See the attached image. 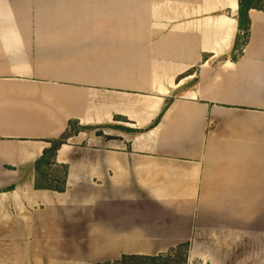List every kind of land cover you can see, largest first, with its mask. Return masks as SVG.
Returning a JSON list of instances; mask_svg holds the SVG:
<instances>
[{
    "label": "crops",
    "instance_id": "crops-1",
    "mask_svg": "<svg viewBox=\"0 0 264 264\" xmlns=\"http://www.w3.org/2000/svg\"><path fill=\"white\" fill-rule=\"evenodd\" d=\"M238 11L0 0V264H264V9L241 51Z\"/></svg>",
    "mask_w": 264,
    "mask_h": 264
},
{
    "label": "trees",
    "instance_id": "trees-1",
    "mask_svg": "<svg viewBox=\"0 0 264 264\" xmlns=\"http://www.w3.org/2000/svg\"><path fill=\"white\" fill-rule=\"evenodd\" d=\"M253 8L261 9V10L264 9V0H239V11H238L237 20L239 23V30L242 31V33L239 32L234 48L240 51L248 42V38L250 34V26H251L249 11ZM169 102L170 101L167 102L165 108L169 105ZM157 122L158 121H156L155 123ZM81 128H82L81 126H78L76 124V126L65 132L58 140H55L51 149L48 152H50L51 155H54L57 149L61 146V144L64 143L69 136L78 132ZM161 257H162L161 255L158 256L124 255L121 261H119L118 263L125 262L132 258H146L153 260V262H157L161 259Z\"/></svg>",
    "mask_w": 264,
    "mask_h": 264
},
{
    "label": "rangeland",
    "instance_id": "rangeland-1",
    "mask_svg": "<svg viewBox=\"0 0 264 264\" xmlns=\"http://www.w3.org/2000/svg\"><path fill=\"white\" fill-rule=\"evenodd\" d=\"M188 246L181 245L172 251L162 254L161 259L157 262H153L151 259L146 258H132L125 262L113 263V264H188L187 262ZM194 264H199L196 260Z\"/></svg>",
    "mask_w": 264,
    "mask_h": 264
}]
</instances>
